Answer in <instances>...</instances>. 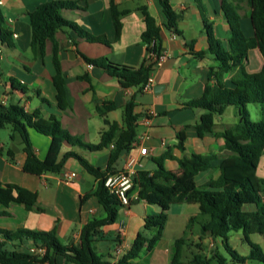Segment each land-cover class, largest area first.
I'll use <instances>...</instances> for the list:
<instances>
[{
  "label": "crops",
  "instance_id": "obj_1",
  "mask_svg": "<svg viewBox=\"0 0 264 264\" xmlns=\"http://www.w3.org/2000/svg\"><path fill=\"white\" fill-rule=\"evenodd\" d=\"M51 1L57 0H0L5 27L12 33L10 46L0 42V104L19 105L29 113L39 111L45 120L58 118L70 134L81 137L86 143L98 145L103 131L109 128L105 125L104 118L99 115L98 106L113 102L118 109L109 112L106 119L123 129V109L134 98L133 112L141 116L137 122V139L129 153L123 155L115 165V173L125 168L130 157L140 160L139 170L153 173L157 170L153 159L169 152L172 157L164 161V166L176 173L182 172L179 161L184 158L193 154L214 155L216 158L212 161V169L199 172L194 178L201 187L219 178L218 166L230 152L225 148V139L218 136V133L240 122L239 109L227 107L223 115L215 118V134L201 138L195 127L206 111L191 108L188 103L202 98L207 86L216 85V81L211 80V73L212 69L217 70L220 67L215 56L209 52L208 33L204 22L212 26L216 39L230 56L231 29L223 6L226 4L238 9L243 33L247 38H253L255 31L248 0H170L174 12L179 16V34L167 29V18L159 0H114L120 10H130L121 18L119 37L112 17V0H71L79 2L80 9L65 11L64 17L104 42H88L68 29L57 33L55 39L59 48L58 57L66 79L69 103L66 110L59 108L56 99L53 44L47 45L43 58L31 48L32 32L28 13ZM142 7L154 17L161 29L165 60L156 65L151 75L150 91L140 93L136 87L124 85L104 70L87 64L81 55L90 59L107 58L117 64L139 68L148 57L147 47L142 41V34L146 30L145 19L140 10ZM191 49L206 54L203 58H197ZM263 66L264 57L258 48L246 53L244 69L248 74L259 73ZM86 74L90 76L91 82L80 78ZM238 75L239 69L225 74L224 86L234 88L232 80ZM255 106H258L257 113L264 119V107ZM147 110L153 111L149 125L142 123ZM180 134L184 136L183 150L178 147L181 143ZM29 138L38 158L46 160L52 139L33 129H29ZM13 146L19 152L10 156L8 149ZM140 147L147 148V156L140 155ZM111 150L112 147L101 152H91L65 143L62 154L75 151L94 166L104 170L108 166ZM26 158L21 137L16 135L12 141L10 127L0 129V183L3 187L17 185L38 195L36 207L31 211L24 205L15 204L6 208L0 204V228L11 231H52L61 244L79 245L82 228L90 220L105 216L104 209L92 195L96 189V179L75 159L66 162L62 174L31 175L23 169ZM73 173L76 176L70 179L68 175ZM259 176L264 178L260 173ZM12 195H16L15 191ZM245 210L253 211L254 207L247 206ZM159 212L157 205L145 201L133 202L130 208H121L117 223L105 229L109 239L93 244L95 252L105 256L111 264H116L130 249L137 235L145 231V219ZM198 213V206L186 201L173 205L168 212L163 238L152 247L146 248L130 264H171L175 241L183 237L190 218ZM169 228L173 235L170 232L167 235ZM195 230H199L198 226ZM241 233L236 232L232 237L235 236L236 243L245 244ZM147 235L152 238L154 233L151 237L148 233ZM194 236L198 240L199 234ZM250 239L252 240V236ZM209 241L213 244L222 243L220 240L207 238L204 244ZM34 248L36 247L32 241L24 240L17 250L27 251ZM215 248L221 253L217 245ZM239 254L247 256L249 251ZM57 262L66 264L62 257H58Z\"/></svg>",
  "mask_w": 264,
  "mask_h": 264
},
{
  "label": "trees",
  "instance_id": "obj_2",
  "mask_svg": "<svg viewBox=\"0 0 264 264\" xmlns=\"http://www.w3.org/2000/svg\"><path fill=\"white\" fill-rule=\"evenodd\" d=\"M159 1L167 18V29L179 34V16L174 12L170 0ZM79 2H86V0ZM79 2L51 1L28 13L33 52L43 58L46 55L47 45L53 44L55 68L53 83L57 91V103L61 110H66L69 103L66 79L58 57L59 48L55 39L57 33L68 29L88 42H104L64 17L65 11L79 10ZM248 2L252 9L251 19L255 31L253 38H247L243 33L238 9L226 4L223 6L231 29L230 56L222 49L212 26L204 22L208 33L209 52L215 56L220 67L217 70L212 69L211 73V80H215L216 85L207 86L202 98L188 103L191 108L206 111L200 123L195 127L201 138L215 134V118L223 115L227 107L232 106L239 109L240 122L218 133V136L225 139V148L230 152V155L225 157L218 166L219 178L211 180L203 187L198 186L194 178L197 173L212 169V161L216 158L214 155L193 154L189 158L180 160L181 173L165 168L164 161L172 157L169 152L153 159L157 170L153 173L140 170L134 178L130 194L136 195L132 204L145 201L157 205L160 212L145 219V231L137 235L130 249L116 264H130L146 248L160 241L164 235L169 210L173 205L183 201L198 206L199 213L190 218L183 237L175 241L171 264H264L263 248L250 239L252 235L264 237V178H261L258 173L264 153V119L253 121L248 110L250 104L264 107V66L259 73L255 74H248L244 69L246 53L249 50L258 48L264 57V0H248ZM111 10L117 37H119L122 27L121 18L130 10H120L114 0L111 2ZM140 10L146 23L142 41L147 47V54L151 53L160 57L164 53L161 29L145 7ZM11 36L12 33L5 27V18L0 10V42L10 46ZM191 51L197 58H203L206 54L205 52H194L193 49ZM81 56L87 64L104 70L124 85L136 87L140 93L144 85L150 81L157 64L156 59L147 58L139 68H134L114 63L107 58L90 59L84 55ZM236 69H239V75L232 80L234 88L225 87L223 76ZM80 78L91 82L88 74ZM133 106L134 98L123 109L125 127L120 129L118 124L106 119L107 114L118 107L113 102L100 104L98 113L104 118V123L109 128L103 131L100 144L93 145L86 143L79 136L70 134L58 118L45 120L39 111L29 113L19 105L0 104V129L10 127L11 140L13 141L16 135L22 139L23 152L27 156L24 171L35 176L49 173L62 174L69 159L77 160L82 168L96 179V189L92 195L96 197L105 212L103 218H94L82 228L79 245L61 244L52 231L36 232L28 229L11 231L0 228L2 239L0 241V264H58V257L64 258L66 264H111L105 256L95 252L93 244L109 239L105 229L117 223L122 208L116 197L106 188L105 180L110 174L115 173V165L123 155L129 153L137 139V122L141 116L134 114ZM29 129L52 139L46 160L38 158L29 138ZM179 136L181 143L178 147L183 150L184 136L183 134ZM65 143L91 152H101L111 148V145L114 147L110 153L108 166L103 170L75 151L62 154ZM8 154L14 156L12 148L8 149ZM13 191L16 193L15 196L12 195ZM37 200L38 195L33 191L17 185L3 187L0 183V204L6 208L19 204L31 211L36 207ZM247 206H253L254 210H245ZM196 226L199 228V243L193 245L189 236ZM148 231L154 233L152 238L148 237ZM233 232L243 233V238L250 248L247 256L240 255L230 245V234ZM207 238L214 241L220 240L229 257L217 250H214L212 255H208L204 247V240ZM24 240L32 241L36 248L44 249L45 253L32 254L31 250L18 251L17 249ZM193 246L196 250L188 256L187 251Z\"/></svg>",
  "mask_w": 264,
  "mask_h": 264
},
{
  "label": "built area",
  "instance_id": "obj_3",
  "mask_svg": "<svg viewBox=\"0 0 264 264\" xmlns=\"http://www.w3.org/2000/svg\"><path fill=\"white\" fill-rule=\"evenodd\" d=\"M148 59H156V65L161 64L165 60V54L160 57H156L154 54H148ZM151 89V82L149 81L144 85L142 92H148ZM153 111H145L142 123L149 125ZM113 148L114 146L111 145ZM139 153L141 156H147L148 150L146 147H140ZM141 168L140 160L137 157L128 158L125 168L114 174H110L105 180V186L109 192L116 197L121 204L122 208H130L133 198L136 199V195H131L130 192L133 188L134 178ZM76 175L73 173L68 175L70 179H73ZM32 254H44V249L34 248L31 250Z\"/></svg>",
  "mask_w": 264,
  "mask_h": 264
},
{
  "label": "rangeland",
  "instance_id": "obj_4",
  "mask_svg": "<svg viewBox=\"0 0 264 264\" xmlns=\"http://www.w3.org/2000/svg\"><path fill=\"white\" fill-rule=\"evenodd\" d=\"M256 104H250V105H248V110L250 111V113H251V118H252V120L253 121H260L263 117L261 116V114H258L257 113V107L258 106H255ZM145 166H146V164H144ZM259 173H260V175L261 176H263L264 175V153H263V156H262V159H261V163H260V166H259ZM218 178H216V180H217ZM175 205H178V204H175ZM177 207V206H176ZM177 209V208H176ZM171 227H172V225H171ZM169 232L173 235V231H172V229L171 228H169L168 230H167V235H169ZM148 234H149V236L151 237L152 235H153V232H147ZM236 232H233V233H231L230 234V244H231V246L232 247H234L239 253H241V254H245V252H248L249 251V246H248V244L247 243H236V241H235V236L234 237H232V235L233 234H235ZM197 234H199V230H195L192 234H191V236H190V239H191V242L193 243V245H195V244H197V243H199V240H197L196 238H195V236L194 235H197ZM241 235H242V233H241ZM252 240L254 241V242H259V244H261L262 246H263V248H264V239H263V236H260V235H252ZM218 246V248H219V251L222 253V254H225L227 257H229V255L227 254V252L225 251V249H224V246L222 245V243H218V244H213V243H210V241L209 242H207L206 244H204V247H205V251L207 252V254H209V255H212L213 254V252H214V250H216V248H215V246ZM192 249H190L189 251H187V254H188V256H190L191 255V252L192 251H194V250H196L195 249V247L193 246V247H191Z\"/></svg>",
  "mask_w": 264,
  "mask_h": 264
},
{
  "label": "water",
  "instance_id": "obj_5",
  "mask_svg": "<svg viewBox=\"0 0 264 264\" xmlns=\"http://www.w3.org/2000/svg\"><path fill=\"white\" fill-rule=\"evenodd\" d=\"M12 149H13V151L16 152V153L19 152V149H18L17 147H15V146H13Z\"/></svg>",
  "mask_w": 264,
  "mask_h": 264
}]
</instances>
